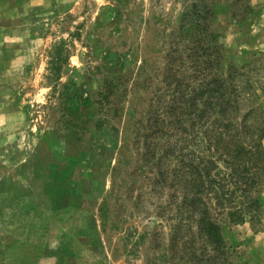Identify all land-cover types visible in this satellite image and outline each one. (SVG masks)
<instances>
[{
	"label": "rangeland",
	"instance_id": "obj_1",
	"mask_svg": "<svg viewBox=\"0 0 264 264\" xmlns=\"http://www.w3.org/2000/svg\"><path fill=\"white\" fill-rule=\"evenodd\" d=\"M204 1L223 67L208 78L241 70L229 116L258 138L264 0ZM191 2L0 0V264H264V181L260 211L231 222L221 206L241 198L215 139H182L180 96L199 88L179 35Z\"/></svg>",
	"mask_w": 264,
	"mask_h": 264
},
{
	"label": "trees",
	"instance_id": "obj_2",
	"mask_svg": "<svg viewBox=\"0 0 264 264\" xmlns=\"http://www.w3.org/2000/svg\"><path fill=\"white\" fill-rule=\"evenodd\" d=\"M213 19L214 10L211 8V3L203 2V0H192L189 10L182 13L179 19V35L184 42H187L184 50L193 63L192 67L196 74L195 82L199 88L192 90L188 100L180 96L182 110L177 115V120L179 122L181 119L190 121L191 127L184 131L182 136V139L187 141V148L195 144L198 139L209 142V144L212 143V139H215L214 152H222L218 159L224 163L226 180L236 186L234 191L229 193L233 195L239 192L241 198L237 206L222 205L221 207L227 211L226 214L230 216L231 222H238L246 215L253 216L261 209L259 193L264 181V150H262L260 140L264 137V128L260 129L258 138H255L254 134L245 136L243 131L245 119H241L238 115L232 118L229 116L234 104L237 105L238 101L244 97L243 90L238 92L239 84L235 80L236 76L243 75L240 69L228 66L225 76H219L217 71V77L212 79L210 74L208 78V73H212L213 66L217 67L221 74L223 72L219 58H213L214 48L219 49L216 34L211 28ZM174 51H178V48ZM172 80L176 81V78L167 79L169 83ZM181 84L178 80V86ZM184 106L185 109H183ZM174 110L175 112L173 109L171 111L176 115L178 109ZM223 142H225L223 150H220ZM187 155L184 152L180 154L182 168L187 170V174H191V177L186 180L187 185L190 186V192L188 195L185 194L181 201L183 205L190 200L192 204L195 203L192 185L195 183L194 174L198 171L197 167L194 168L192 159H186ZM215 193H217L216 190ZM200 219L209 221V229L206 230L208 234L205 237L215 243L218 237L216 223L204 212Z\"/></svg>",
	"mask_w": 264,
	"mask_h": 264
}]
</instances>
